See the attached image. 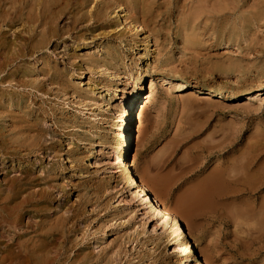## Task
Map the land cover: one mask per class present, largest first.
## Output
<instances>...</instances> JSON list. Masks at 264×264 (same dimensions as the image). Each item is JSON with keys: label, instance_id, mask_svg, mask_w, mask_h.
<instances>
[{"label": "rangeland", "instance_id": "obj_1", "mask_svg": "<svg viewBox=\"0 0 264 264\" xmlns=\"http://www.w3.org/2000/svg\"><path fill=\"white\" fill-rule=\"evenodd\" d=\"M75 1L67 19L57 18L62 37L17 60L7 70L18 69L12 82L0 85L22 92L27 105L36 96L37 109L57 114L58 125L68 127L42 124L47 143L57 144L54 162L61 167L58 180L46 186L49 215L83 211L68 237L77 242L68 255H89L101 264H188L180 242L166 247L155 240L154 222L136 209L122 175L106 176L117 163L112 147L123 148L125 104L136 88L149 97L142 138L130 157L136 180L191 228L189 239L198 243L204 264H264V0ZM0 32L15 43L28 37L23 22ZM31 77L38 88L26 86ZM181 83L189 87L177 92ZM94 116L97 122L90 121ZM84 120L103 138L89 149L77 148L70 135L81 132L71 126ZM55 130L61 134L54 136ZM73 150L82 154L79 163L69 155ZM51 157H2L0 185L20 180L26 169L41 178ZM217 169L227 189L209 200L213 209L187 220L181 208L200 193L197 201L205 199L208 189L200 185ZM30 217L26 223L38 218ZM9 229L0 227V242L10 239Z\"/></svg>", "mask_w": 264, "mask_h": 264}, {"label": "bare ground", "instance_id": "obj_2", "mask_svg": "<svg viewBox=\"0 0 264 264\" xmlns=\"http://www.w3.org/2000/svg\"><path fill=\"white\" fill-rule=\"evenodd\" d=\"M75 2V0H0V29L4 25L13 28L23 22L28 35L26 40L15 43L6 41L5 34L0 32V55L2 56L3 52L4 57L0 63V85L12 82L9 80L18 69H14V73L7 72V70L10 66L13 67L17 60L22 61L27 56H35L50 44L51 40L62 37L63 32L56 23L57 18H66L70 14L72 5H76ZM145 7L148 9L152 6L145 5ZM113 12L115 13V11ZM79 18L77 15L73 17L75 23L80 21ZM118 18L121 17L118 15ZM30 80L26 86L38 88V85L32 82L34 78L31 77ZM136 82H140V79L137 78ZM165 82L168 83V80ZM188 87L185 83L178 84L177 92L186 90ZM261 88L263 89L264 86ZM262 89L256 94H260ZM145 95L146 93L139 94L136 88H133L128 95L125 104L128 124H125L124 127L123 148L119 152L118 146L112 147V158L114 159V156L118 155L117 163L109 164V173L106 172V176L116 171L122 175L126 188L132 191L131 200L138 204L136 209L146 217V220L154 222L153 232L155 235L158 234L155 240L163 241L166 247L175 246L177 242H180L181 248H183L182 252L187 255L188 264H204L205 260L202 258L198 243H191L189 239L192 233L191 228L188 225L183 228L169 207L156 199L145 189L143 184L136 180L133 170L135 161L130 157L134 146L142 138L143 113L147 105V103L143 105V102L149 98L147 96L143 98ZM217 95L224 99H243L247 96L248 100H254L252 95H224L222 93ZM78 96H82V94H78ZM30 98L33 100L32 106L26 104L27 98L22 92H4L0 87V159L9 156L15 160H24L41 154L43 159L49 155L52 156V164L41 178L36 177L31 169H26L20 180L10 179L4 185H0V227L10 228L9 232H13L7 242H0V250H2L0 264H101L100 258L94 260L89 255H68V252L77 245V242H71L68 237L77 232L75 223L82 216L83 211L76 210L67 217H51L49 215L50 201L46 186H50L58 180L57 172L61 167L54 162V159L59 155L57 144L54 140L47 143L48 131L42 127V124L52 120L58 129L64 130L68 127L58 125L57 114L47 113L41 108L37 109L36 96H30ZM87 99L89 97L85 96L84 100ZM89 100L97 104L95 99ZM6 102L10 105L9 108L6 106ZM82 106L86 107L83 104ZM90 121L97 122V119L94 116ZM83 122L81 125L74 122L75 125L71 126L74 129L80 128L81 132L74 131L67 135L70 134L77 138L79 142L77 148L83 145L89 149L98 143L97 140H103V138L94 131L97 128L94 124L86 120ZM59 134L61 133L55 130L54 136ZM71 154L73 162L79 163L82 154L76 153L74 150L69 152V155ZM206 179L200 185V190H202L201 187L208 189L204 195L205 199L197 201L198 196L202 197L200 193L195 195L193 200L188 201L185 208H181V212L187 220L201 214L205 209H213L209 200L221 195L223 189H227L224 172L220 169H217ZM119 197L121 196L119 195ZM134 206L133 202L131 208ZM32 213L36 214L38 218L26 223V217L30 219ZM83 249L85 247L81 246L78 251ZM172 255L178 257V250L174 249ZM104 260L103 258L102 261Z\"/></svg>", "mask_w": 264, "mask_h": 264}]
</instances>
